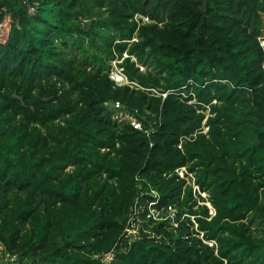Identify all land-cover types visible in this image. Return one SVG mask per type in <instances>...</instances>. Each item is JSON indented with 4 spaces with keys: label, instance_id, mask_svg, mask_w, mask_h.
I'll list each match as a JSON object with an SVG mask.
<instances>
[{
    "label": "trees",
    "instance_id": "1",
    "mask_svg": "<svg viewBox=\"0 0 264 264\" xmlns=\"http://www.w3.org/2000/svg\"><path fill=\"white\" fill-rule=\"evenodd\" d=\"M0 244L18 264H264V0H0Z\"/></svg>",
    "mask_w": 264,
    "mask_h": 264
},
{
    "label": "built area",
    "instance_id": "2",
    "mask_svg": "<svg viewBox=\"0 0 264 264\" xmlns=\"http://www.w3.org/2000/svg\"><path fill=\"white\" fill-rule=\"evenodd\" d=\"M33 9H31L32 11ZM146 21V18H144ZM127 54H124L123 57H126ZM120 62L121 60L118 59H114L111 61V68L109 70V78L116 84V85H128L130 84V82L127 80L126 76L123 73V68L120 66ZM114 106L117 108L120 106V104L118 102H116L114 104ZM120 115H124L123 119H127L130 121L131 125L133 126V128L135 129H141V123L139 120H137L135 117H132L130 115L127 114H122L121 112L117 113L115 115V117H119ZM206 130V128H204V131ZM174 172L180 177V178H184L186 179L189 184L192 186L193 189V193H198L200 194L202 197L207 198V194L205 192H201L198 188V186L194 183V179L192 177L191 173H188L186 171L185 167H179L177 169L174 170ZM153 196L155 198H157V194L154 191H151ZM155 202H151L149 203L150 207L152 204H154ZM200 204H204L207 205L209 208L211 207L209 202L204 201V202H199ZM211 210V209H210ZM153 217L156 219L162 218L161 216L163 215V211H156V210H151ZM167 216L173 218V216L175 215V209L171 206H168L167 208ZM0 264H18L17 263V257L14 254H10L8 251H6L3 246L0 244Z\"/></svg>",
    "mask_w": 264,
    "mask_h": 264
},
{
    "label": "rangeland",
    "instance_id": "3",
    "mask_svg": "<svg viewBox=\"0 0 264 264\" xmlns=\"http://www.w3.org/2000/svg\"><path fill=\"white\" fill-rule=\"evenodd\" d=\"M138 17V16H137ZM143 20L145 21V19L143 18ZM119 117H122V118H124V115H120ZM207 196V195H206ZM131 220H133V219H131ZM132 225V228L131 229H128L127 231H128V233L129 234H131L132 236H134L135 234H136V231L139 229V228H137V226L136 225H134V224H131ZM133 226H134V228H133ZM139 227V226H138ZM105 260H110V257L109 256H106L105 257Z\"/></svg>",
    "mask_w": 264,
    "mask_h": 264
},
{
    "label": "water",
    "instance_id": "4",
    "mask_svg": "<svg viewBox=\"0 0 264 264\" xmlns=\"http://www.w3.org/2000/svg\"><path fill=\"white\" fill-rule=\"evenodd\" d=\"M90 23H91V22H87V23H86V27H85V29H84L85 31L88 30Z\"/></svg>",
    "mask_w": 264,
    "mask_h": 264
}]
</instances>
